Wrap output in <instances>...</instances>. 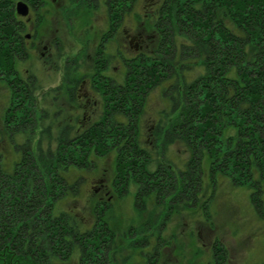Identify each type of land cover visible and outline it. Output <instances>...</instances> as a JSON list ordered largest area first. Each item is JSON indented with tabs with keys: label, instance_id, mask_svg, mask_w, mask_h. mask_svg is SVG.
Returning a JSON list of instances; mask_svg holds the SVG:
<instances>
[{
	"label": "trees",
	"instance_id": "1",
	"mask_svg": "<svg viewBox=\"0 0 264 264\" xmlns=\"http://www.w3.org/2000/svg\"><path fill=\"white\" fill-rule=\"evenodd\" d=\"M151 1L150 12L156 22L150 24L153 30L146 38L153 46V56L142 52L125 58L124 82L116 83L98 76L95 83L102 97L111 96L107 112L90 126H59L60 130L58 126L46 127L47 132H57V129L62 132L57 136L56 148L49 146L47 155L42 152L40 143L35 152L32 150L33 139L27 133L36 121L34 115L25 110L31 84L23 80L19 85L15 83L22 98L6 110V122L0 128L3 149L15 156L6 165L10 154L5 155L7 152L3 149L0 151V185L6 189L5 193L0 189V264H70L74 259L75 264H92L94 259L84 255L90 247L94 249L92 241L99 243L94 251L97 255L109 250L103 239L112 237L113 232L102 218L112 196L110 193L104 198L103 191L109 192L107 188H103L101 195L94 190L83 197L85 207L97 215L90 228L82 229L79 218L69 212L57 213L54 205L84 194L81 183L89 174L71 175L69 171L93 169L90 167L96 166L95 157L110 150L115 152L116 158L110 186L116 191L135 176L142 183L143 193L155 189L159 194L170 195L175 203L179 201L178 208L191 207L189 201L201 185L200 161L205 154L211 160L217 151L216 160L221 157V161L216 165L212 161V169L223 172L229 169L236 174L234 179L239 183L250 185L254 207L262 203L264 0ZM173 2L177 12L172 15ZM132 3L133 0H112L110 11L116 14L117 9L121 13L118 9L126 4L130 7ZM6 6L0 1V71L10 73L23 48L19 43L18 46L13 44V40H20L14 29L19 21L13 7L7 9ZM114 31L116 29L111 33ZM195 65L204 67V72L187 83L185 73ZM156 85L170 103L165 115L178 112V116L173 117L172 123L167 124L162 118L161 125L155 124L153 139L146 144L155 151L158 147L165 151L168 144L184 143L192 156L185 170L176 171L168 163L167 167L157 165L158 170L150 173L145 166L152 155L138 143L136 125L143 100L150 87ZM66 95L67 98L73 96L70 92ZM18 114H22L21 117L18 118ZM118 115H123L127 121L119 120ZM229 127L233 130L238 127L239 131L235 136H227L228 151L220 153L216 147L218 136ZM20 133L24 135L22 141H8ZM5 145L8 146L5 148ZM162 155L165 156L164 152ZM96 178L98 181L102 177ZM164 183L170 184L167 192H162ZM101 185L108 187L107 183ZM140 193L136 198H141ZM212 250L214 256L221 254L216 246ZM217 257V264H221Z\"/></svg>",
	"mask_w": 264,
	"mask_h": 264
},
{
	"label": "rangeland",
	"instance_id": "2",
	"mask_svg": "<svg viewBox=\"0 0 264 264\" xmlns=\"http://www.w3.org/2000/svg\"><path fill=\"white\" fill-rule=\"evenodd\" d=\"M0 1L5 2L7 9H15L16 0ZM22 1L33 5V22L30 26L23 24L24 22L14 26L20 40H13V44L18 46L16 44L24 40V46L22 54L13 62L12 71H0V128L6 122V110L18 104L22 98L16 85L22 80L27 81L31 86L28 89L30 97L26 98V101L30 102L25 101V110L28 109L36 120L32 130H27L28 137L33 139L34 152L40 143L42 152L47 155L49 146L56 148L57 136L62 133H59V118L54 116L59 117V113L65 119L70 116L68 107L61 104L62 95L64 96L69 87H77L83 79L87 80L88 89L90 86L91 89L96 88L95 81L103 71L101 68L105 66V72L112 78L110 80L116 83L124 82L125 58L142 52L153 56V46L146 37L151 34L153 29L150 24L153 25L154 22L155 25L156 19L150 12L151 0H133L131 6H128L129 10L127 4L118 9L121 13L115 8L116 14L110 11L112 0H57L53 3L55 5L51 4V0ZM182 1L184 0H179V3ZM172 4L175 5L174 2ZM47 8L50 10L45 14ZM176 12L175 5L172 15ZM41 13H44V16ZM172 21L175 22L174 18ZM115 29L116 31L111 33L110 30ZM125 30L127 33H124ZM136 31H142V40L138 42L139 47L130 48L125 35H134ZM30 32L32 39L26 40ZM44 45L48 48H44ZM203 72L204 67L195 65L185 73L186 82L198 79ZM150 88L143 100V108L136 125L138 143L146 147L152 155L151 159L148 158L145 162V166L150 173L158 170L157 165L167 167L168 163L176 171L185 170L188 168L186 163L191 162L192 156L184 143L177 141L168 144L165 151L161 147L155 151L152 146L146 144L153 139L155 124H159L162 118L167 124L172 123L178 116V112L165 115L168 113L167 103L170 104L167 97L163 96L160 86ZM172 97H175V94ZM94 109L85 113L91 117L85 125L92 124L93 120L99 119L103 114L101 109ZM21 115L18 114L17 117ZM117 118L127 121L123 115H118ZM48 126H58L59 130L47 132ZM230 128L233 127L227 128L218 136L216 147H219L220 153L228 151L227 136H235L238 130V127L235 130ZM22 136L24 135L20 133L8 141H22ZM7 146L5 145V148ZM2 149L0 142V151ZM3 150L7 152L5 155L10 154L8 157H11L6 161L7 165L15 156L11 151ZM143 156L144 154L141 158ZM216 156L217 151L209 160V156L205 154L200 161L201 185L189 201L192 203L191 207L178 208L176 203L179 201L175 203L170 195L159 194L155 189H151L148 194L143 193L144 191L140 190L142 183L137 181L135 176L128 178L126 185H120L116 191L110 186L116 169L115 152L110 150L101 157H95L96 166L90 167L93 169L69 171L68 174L71 175L89 174L81 183V191L84 194L76 199L59 201L55 203L54 208L57 213L64 211L75 215L79 218L77 220L82 229L90 228L97 215L85 207L83 197L91 195L96 189L99 192L102 187L109 190L108 193L103 191L104 198H108L110 193L112 196L102 218L106 220L113 234L112 237L103 239L109 250L103 251L102 254L97 255L98 252H94L99 243L96 240L91 242L95 245L94 249L89 246L91 251L88 250L84 255L94 259L92 264H217V256H214L212 250L214 246L219 253L225 254L221 264H264V197L261 199L262 203L255 208L251 202L252 189L247 182L239 183L234 179L236 174L231 173L229 169L227 172L212 169V161L214 165L221 161V157L216 160ZM96 177H102L105 181L101 178L95 183L96 179H99ZM103 183H107L108 187L101 185ZM169 189L170 184L164 183L162 192ZM5 190L2 188L3 193ZM138 192H141V198H136ZM75 258L77 259V256ZM70 264H75V259Z\"/></svg>",
	"mask_w": 264,
	"mask_h": 264
},
{
	"label": "flooded vegetation",
	"instance_id": "3",
	"mask_svg": "<svg viewBox=\"0 0 264 264\" xmlns=\"http://www.w3.org/2000/svg\"><path fill=\"white\" fill-rule=\"evenodd\" d=\"M18 1H22V0H16L15 4H14V6H15L14 12H15V16H16V21H19V24H20V22H24L23 24L27 23L30 26V23L33 22L32 17H33V12L35 9L31 3L22 1V2L26 3V5L28 6V14L25 16L17 14L16 4ZM56 1L57 0H51V4L55 3ZM53 5H55V4H53ZM49 10H50V8H47V10L44 11V13L47 14L49 12ZM44 13H41V14L44 16ZM46 17H47V15H46ZM30 30H31V28H30ZM124 33H127L126 30L124 31ZM15 34H16V31H15ZM142 34H143L142 31H136L134 35H130V34L125 35L124 34L125 37L127 38L128 46L130 48H132V47L136 48L137 46L139 47L138 42L142 40L140 38V37H143ZM31 39H32V33L30 32V36L26 40H31ZM20 42H21L20 45L23 48L24 40H22ZM43 47L48 48L47 45H44ZM119 52H120V50H119ZM107 61H108V59H107ZM106 67L107 66L101 68V70H103V71L100 72L99 76H103L109 81L112 78L110 77V75H108L105 72L107 70ZM86 85H87V80L83 79L82 81H80V83L78 84L77 87L74 86L72 88H69V90H67L65 92L64 96L62 95L61 104H65L66 107H68V109L70 110L69 111L70 116L67 117V119H65V118H62V115L59 113V119H58V125L59 126H64V127L65 126H84L87 122H89L91 120L90 115L88 116L85 113L88 110H95L94 109L95 107H96V109L97 108L101 109V112H103L102 115L100 114L101 117L104 115L105 112H107L109 101L111 102V96L103 98L102 92L97 88L96 84H94V86H96V88H93V89H91V86L88 89V86L86 87ZM85 87H86V89H85ZM69 92L72 93L73 96L70 98H67L66 93H69ZM66 101H67V103H66ZM74 101L76 103H74ZM61 106H63V105H61ZM80 111L82 112L81 116H80ZM99 119H97V120H99ZM97 120H95V121L93 120V123H95ZM89 125H91V124H89ZM89 125H85V126H89ZM98 182H99V180L96 181L95 183H98ZM102 190H103V187L100 189V191H102ZM95 192L99 193L97 191V189ZM217 256H218L217 259L219 258V262L222 263L225 259V254L221 253Z\"/></svg>",
	"mask_w": 264,
	"mask_h": 264
},
{
	"label": "water",
	"instance_id": "4",
	"mask_svg": "<svg viewBox=\"0 0 264 264\" xmlns=\"http://www.w3.org/2000/svg\"><path fill=\"white\" fill-rule=\"evenodd\" d=\"M16 12L20 15L28 14V6L22 1H18L16 4Z\"/></svg>",
	"mask_w": 264,
	"mask_h": 264
}]
</instances>
